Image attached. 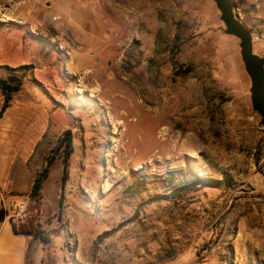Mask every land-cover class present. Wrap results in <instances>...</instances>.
Masks as SVG:
<instances>
[{"label": "rangeland", "instance_id": "rangeland-1", "mask_svg": "<svg viewBox=\"0 0 264 264\" xmlns=\"http://www.w3.org/2000/svg\"><path fill=\"white\" fill-rule=\"evenodd\" d=\"M231 3L264 57V0ZM219 17L212 0H0V63L26 66L21 97L51 120L41 197L13 218L49 238L27 237V264H264V127Z\"/></svg>", "mask_w": 264, "mask_h": 264}, {"label": "crops", "instance_id": "crops-1", "mask_svg": "<svg viewBox=\"0 0 264 264\" xmlns=\"http://www.w3.org/2000/svg\"><path fill=\"white\" fill-rule=\"evenodd\" d=\"M0 66L17 68L19 64L2 62ZM22 92L21 87L0 119V208L8 211L0 222V264H27L28 239L14 233L9 213L13 204L29 198L43 167L36 151L51 124L47 108L21 97ZM2 102L0 90V107Z\"/></svg>", "mask_w": 264, "mask_h": 264}, {"label": "water", "instance_id": "water-1", "mask_svg": "<svg viewBox=\"0 0 264 264\" xmlns=\"http://www.w3.org/2000/svg\"><path fill=\"white\" fill-rule=\"evenodd\" d=\"M220 13L224 33L239 40V55L245 73L250 80V101L253 111L260 116L264 127V57L253 51L252 35L244 24L235 16L231 0H212Z\"/></svg>", "mask_w": 264, "mask_h": 264}, {"label": "trees", "instance_id": "trees-1", "mask_svg": "<svg viewBox=\"0 0 264 264\" xmlns=\"http://www.w3.org/2000/svg\"><path fill=\"white\" fill-rule=\"evenodd\" d=\"M3 68H5L8 71V75L4 79L0 78V90L3 101L0 107V119L3 113L5 112V110L9 107L13 95L21 89L22 78L24 77V75H19V73L17 72L21 70L25 71L26 66L23 65L18 68H9V67H3ZM51 163H52L51 159H47L45 167L36 174L32 190L29 194L30 200H34L38 202V200L40 199L41 191L43 188V182L48 177L49 167ZM7 216H8V211L5 210L4 208H0V222L4 221ZM10 222L15 234L23 235L26 237L32 236L35 239H40L44 243H49V238L43 235L41 232H38V230H36L33 226L30 227L25 226V227H21L20 229H17L16 225L12 222V219H10Z\"/></svg>", "mask_w": 264, "mask_h": 264}, {"label": "built area", "instance_id": "built-area-1", "mask_svg": "<svg viewBox=\"0 0 264 264\" xmlns=\"http://www.w3.org/2000/svg\"><path fill=\"white\" fill-rule=\"evenodd\" d=\"M13 218L17 222H23L26 216V202H18L12 206Z\"/></svg>", "mask_w": 264, "mask_h": 264}]
</instances>
